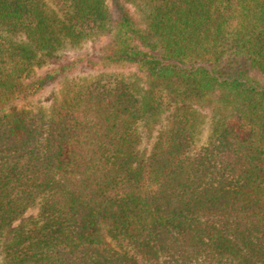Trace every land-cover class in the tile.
<instances>
[{"label": "trees", "instance_id": "obj_1", "mask_svg": "<svg viewBox=\"0 0 264 264\" xmlns=\"http://www.w3.org/2000/svg\"><path fill=\"white\" fill-rule=\"evenodd\" d=\"M0 264H264V0H0Z\"/></svg>", "mask_w": 264, "mask_h": 264}, {"label": "rangeland", "instance_id": "obj_2", "mask_svg": "<svg viewBox=\"0 0 264 264\" xmlns=\"http://www.w3.org/2000/svg\"><path fill=\"white\" fill-rule=\"evenodd\" d=\"M103 42H104V39H99V40H96V41H93V42H88V43L85 44V46H84L82 51L89 53V56H91V57H99V55L97 53V50H98L99 46L103 44ZM67 57H69V55L68 54H64L60 58L51 59L49 64L50 65L60 64V63L64 62L67 59ZM49 97H50L49 94L46 93V94L41 96V100L42 101H46V100L49 99Z\"/></svg>", "mask_w": 264, "mask_h": 264}]
</instances>
